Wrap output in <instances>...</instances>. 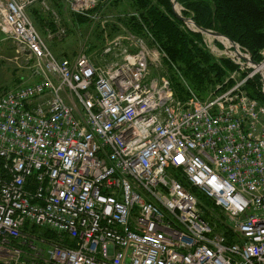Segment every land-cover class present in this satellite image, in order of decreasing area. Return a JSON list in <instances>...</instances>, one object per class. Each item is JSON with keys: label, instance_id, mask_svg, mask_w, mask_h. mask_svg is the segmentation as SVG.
I'll return each instance as SVG.
<instances>
[{"label": "built area", "instance_id": "2783aa9c", "mask_svg": "<svg viewBox=\"0 0 264 264\" xmlns=\"http://www.w3.org/2000/svg\"><path fill=\"white\" fill-rule=\"evenodd\" d=\"M52 1L100 17L99 0ZM34 2L0 0L33 64L0 93V264H264V104L244 88L258 75L264 95V54L226 40L237 68L179 100L141 39L56 56Z\"/></svg>", "mask_w": 264, "mask_h": 264}, {"label": "trees", "instance_id": "16d2710c", "mask_svg": "<svg viewBox=\"0 0 264 264\" xmlns=\"http://www.w3.org/2000/svg\"><path fill=\"white\" fill-rule=\"evenodd\" d=\"M131 1L139 14V20L136 17L130 19L131 26L141 34L146 29L150 31L154 41L165 52L168 58L165 62L166 76L176 98L185 100L190 91L202 97L237 68L228 57H214L207 50L201 32L189 29L173 13L170 0ZM175 1L181 6V15L192 19L196 26L217 32L221 39L231 40L241 49L247 50L254 61L262 59L263 54L260 52L264 50V0ZM103 2L104 0H99L98 10ZM57 7L62 9L59 5ZM215 44L222 47L218 41ZM258 78L255 75L247 80L244 88L251 98L264 104ZM208 202L209 206L206 207L212 208V202ZM37 231L39 230H34Z\"/></svg>", "mask_w": 264, "mask_h": 264}, {"label": "rangeland", "instance_id": "374dc122", "mask_svg": "<svg viewBox=\"0 0 264 264\" xmlns=\"http://www.w3.org/2000/svg\"><path fill=\"white\" fill-rule=\"evenodd\" d=\"M45 3L44 6L38 2L32 3L27 13L35 29L58 57L73 58L83 52L91 60L99 63L101 60L100 50L104 43H109L115 38L126 43L141 39L146 46L156 47L162 54L160 64L148 66L147 74L150 76L167 75L165 62L168 58L154 41L151 32L146 29L144 34H141L131 26V18L136 17L139 20L138 11L134 9L131 0H104L103 4L99 6L100 17L98 20L79 17L69 12L68 9L60 10L57 7L58 4L52 0H46ZM175 8L179 12L181 11V6L177 3ZM201 34L205 47L214 57L230 54L227 52L228 43L226 40L217 39L207 33ZM215 41L220 42L222 47L216 45ZM260 53L264 54V50ZM32 66V61L26 52L17 46L13 38L0 32V93L4 89L30 81ZM179 100L183 99L179 98ZM196 195L204 206H209L210 202L207 198L198 192Z\"/></svg>", "mask_w": 264, "mask_h": 264}, {"label": "water", "instance_id": "95a60500", "mask_svg": "<svg viewBox=\"0 0 264 264\" xmlns=\"http://www.w3.org/2000/svg\"><path fill=\"white\" fill-rule=\"evenodd\" d=\"M170 1H171V6H172L173 13H174V14H175L180 20H182L187 26H188L187 22L190 23L193 27L195 26L196 29L193 30V31H199V32H201V33H207V34H210L211 36L216 37L217 39L220 38V35H219L217 32L212 31V30H208V29H203V28L197 27V26L195 25V23H194L191 19L183 17V16L181 15V13H180L178 10H176V8H175L176 1H175V0H170ZM227 41H228L231 45L234 44L231 40H227Z\"/></svg>", "mask_w": 264, "mask_h": 264}]
</instances>
